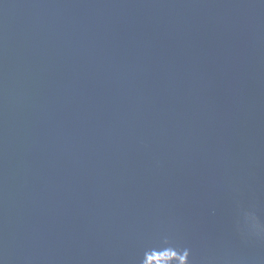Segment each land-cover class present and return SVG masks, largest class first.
<instances>
[{
    "label": "water",
    "instance_id": "water-1",
    "mask_svg": "<svg viewBox=\"0 0 264 264\" xmlns=\"http://www.w3.org/2000/svg\"><path fill=\"white\" fill-rule=\"evenodd\" d=\"M0 264H264V0H0Z\"/></svg>",
    "mask_w": 264,
    "mask_h": 264
}]
</instances>
